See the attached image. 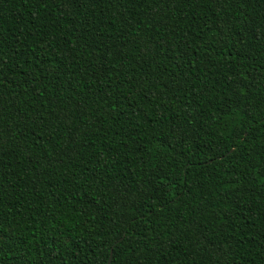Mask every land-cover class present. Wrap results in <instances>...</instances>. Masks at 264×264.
<instances>
[{"label": "trees", "instance_id": "trees-1", "mask_svg": "<svg viewBox=\"0 0 264 264\" xmlns=\"http://www.w3.org/2000/svg\"><path fill=\"white\" fill-rule=\"evenodd\" d=\"M111 255L264 264V0H0V264Z\"/></svg>", "mask_w": 264, "mask_h": 264}, {"label": "water", "instance_id": "water-1", "mask_svg": "<svg viewBox=\"0 0 264 264\" xmlns=\"http://www.w3.org/2000/svg\"><path fill=\"white\" fill-rule=\"evenodd\" d=\"M112 253H113V249H112V251H111V254H112ZM111 260H112V255H111L110 258H109L108 264L111 263Z\"/></svg>", "mask_w": 264, "mask_h": 264}]
</instances>
